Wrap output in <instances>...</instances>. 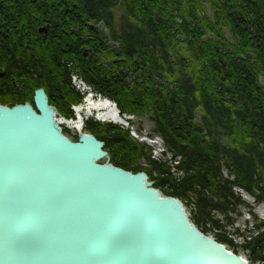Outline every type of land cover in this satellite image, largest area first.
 Returning a JSON list of instances; mask_svg holds the SVG:
<instances>
[{
  "label": "trees",
  "instance_id": "1",
  "mask_svg": "<svg viewBox=\"0 0 264 264\" xmlns=\"http://www.w3.org/2000/svg\"><path fill=\"white\" fill-rule=\"evenodd\" d=\"M201 2L0 0V103H32L34 91L43 88L59 113L72 116L70 106L80 96L64 60L76 61L83 78L121 112L149 118L168 148L182 156L185 175L175 181L126 129L88 120L85 128L104 142L109 161L145 171L167 196L182 199L195 191L199 214L192 222L207 234L205 223L211 220L214 238L238 253L210 211L246 204L233 185L264 201V0H208L210 18ZM122 5L126 13L116 21L110 8ZM100 22L107 36L96 26ZM44 23L51 30L42 37L37 28ZM83 47L91 50L88 59ZM181 67L192 73L180 77ZM223 156L233 180L221 174ZM142 158L147 165L137 164ZM197 189L210 190L216 200ZM254 227L257 233L242 247L250 262H264V220Z\"/></svg>",
  "mask_w": 264,
  "mask_h": 264
},
{
  "label": "water",
  "instance_id": "2",
  "mask_svg": "<svg viewBox=\"0 0 264 264\" xmlns=\"http://www.w3.org/2000/svg\"><path fill=\"white\" fill-rule=\"evenodd\" d=\"M34 103L0 106V264H250L146 173L99 163L94 135L65 136L42 88Z\"/></svg>",
  "mask_w": 264,
  "mask_h": 264
},
{
  "label": "rangeland",
  "instance_id": "3",
  "mask_svg": "<svg viewBox=\"0 0 264 264\" xmlns=\"http://www.w3.org/2000/svg\"><path fill=\"white\" fill-rule=\"evenodd\" d=\"M201 1H202L201 2L202 7H204L206 9L205 11H206L207 17L210 18L212 9L210 8V6L208 4V0H201ZM110 9H111L112 13L114 14V18L116 19V21L119 18H121L123 15H125V13H126L124 11L123 5L122 6H115V7H112ZM198 13L201 14V12H199V11H198ZM200 14H199V16H200ZM176 23L177 24L182 23L181 18L178 16L176 17ZM117 28H119V27H117ZM225 32H226L225 37L229 40L230 35L228 34L227 31H225ZM178 50L181 54L182 49L180 50L178 48ZM196 65H197V63H195L193 65V68H195ZM180 71H181L180 77L184 76L185 78L188 77V73H192V70H189L188 68H185V67H181ZM193 72H196V69H194ZM197 120L198 121L200 120L199 115H197ZM135 123L136 124L134 127L139 129V131H138L139 136H141L142 131H144L145 134L153 132L152 126H151L152 124L150 123V120L148 117H141L140 121H138V122L135 121ZM65 126H62V127L66 128L67 126L66 127ZM68 130H69V133L71 134V136H73L74 134H78V131H76V129L69 128ZM128 133H129V131H128ZM129 135H130V133H129ZM153 136L154 135L152 134V137ZM132 140L136 141L140 144H145V143H142L143 141H140V139H137V136H135V138ZM155 141L158 142L157 144L159 146H163V144H164L166 147H168L162 136H161V138H159L158 136L155 137ZM155 141L148 140V142H146V143L155 144ZM150 149H153V148H150ZM149 152H151V150ZM171 153L174 154V156L171 159L172 162L169 161L170 160L169 159L168 162L162 161L161 165H164V167L166 166V169L168 170L169 175L175 181L179 182L181 179L178 180L173 175H177L179 178L184 177V175H185V171L182 168V166L180 165L181 166L180 167V166L175 165V163L177 162L176 159L177 158L180 159L182 156L180 154L176 155L175 152H171ZM175 155L177 156V158H175L176 157ZM167 158H169V157H167ZM225 158H226V156H223L219 161V164L221 167V174L224 178H227L229 180H233L234 175H232L228 171V169L224 166ZM104 161H105V159L101 160V162H104ZM137 164L147 165L148 163H147L146 159L142 158L137 162ZM197 188H199V186H197ZM197 190L198 191L201 190L202 192L201 191H199V192L203 193V195H205L206 197L209 196V197H212L213 200H216V197L213 196V194L210 192V190H208V189H197ZM232 190H233L235 196L240 197L243 200V202H245L246 204L241 203V204L236 206V210L234 209L235 211L228 210L227 212H224V213L219 212L215 209H212L210 211V216L212 217L213 220L217 221L218 225H220L222 227V229L225 231V233H227L228 236L231 239H233V242L237 245L238 254L241 256H244L250 262L249 250L243 248L242 245H244L250 239V237L253 234H256V230L254 229L255 228L254 225L256 222L258 223L259 221L264 219V204H262L260 206L255 205V202H254L255 197L253 195L249 194L248 192H246L244 189H242L239 186L233 185ZM197 197H198V194L195 193V191H190V192H188V195L186 197H183L182 199L178 198L184 204L187 215L189 216V218L199 214L198 213V207H197ZM229 217L231 218L230 222H228ZM205 226L208 229L207 234L209 236L215 237V231L217 230V228H215L212 221L207 219ZM263 230H264V228H263ZM251 263L252 264H264V262L261 260L251 261Z\"/></svg>",
  "mask_w": 264,
  "mask_h": 264
},
{
  "label": "bare ground",
  "instance_id": "4",
  "mask_svg": "<svg viewBox=\"0 0 264 264\" xmlns=\"http://www.w3.org/2000/svg\"><path fill=\"white\" fill-rule=\"evenodd\" d=\"M97 25H100V23H98ZM103 25V23H102ZM104 25L101 29H104ZM47 29V30H46ZM51 30V25L49 23H44L40 26H38L37 31L39 32V34L42 37L47 36L48 32ZM81 54L84 58L88 59L87 54L85 53L84 49L81 48ZM103 60V59H102ZM65 62L69 61L68 63L71 64L72 66H67V70H73V69H80L79 65L76 61H72V59H65ZM80 76L83 78V76L80 74ZM84 79V78H83ZM69 80H70V84L71 87L73 89L79 88L83 91L77 92L80 96V100H85L86 102L81 103L79 105H77L72 112L74 113V118H72L71 120L67 119L66 116H64L63 114L59 113L58 110L56 109V107H54L53 105H51L49 103V99H48V95L45 92L47 99H48V104L52 107L55 108V120L56 122L59 124L63 123L64 125H66L67 127L73 128V129H77V130H81L83 129V126L85 124L86 121H88V119L90 118H96L97 121H113L116 122L118 124H124V119L122 117H120V115L117 112L116 106L111 102V99L109 98H99V99H94L93 100V94L92 91L94 89L88 90L87 89V85H83V84H75V83H71L72 79L69 76ZM94 88V87H93ZM87 89V90H85ZM96 90V89H95ZM97 92H99L98 90H96ZM25 103H29L32 108L34 110H36V106L34 103V95H33V100L32 103L31 102H24V103H20V104H15V105H24ZM8 106L5 104H1L0 106ZM13 105V106H15ZM9 107V106H8ZM60 116V117H59ZM58 117L60 118V121L58 119ZM180 201V200H179ZM184 206V205H183ZM185 209V207H184ZM186 212V210H185ZM187 213V212H186Z\"/></svg>",
  "mask_w": 264,
  "mask_h": 264
}]
</instances>
